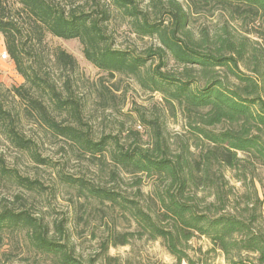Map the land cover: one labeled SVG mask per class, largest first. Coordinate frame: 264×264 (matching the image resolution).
I'll return each instance as SVG.
<instances>
[{
	"label": "trees",
	"instance_id": "trees-1",
	"mask_svg": "<svg viewBox=\"0 0 264 264\" xmlns=\"http://www.w3.org/2000/svg\"><path fill=\"white\" fill-rule=\"evenodd\" d=\"M80 1L13 0L10 5L0 0V36L24 79L23 85L10 89L0 81V127L18 149H33V142L17 129L19 113L7 106L12 96L77 155L102 165L110 160L117 188L82 178L60 179L79 198L118 209L136 231L111 229L88 262L75 256L67 219L55 223L53 234L43 219L6 208L0 212V234L26 232L34 250L55 264H131L108 252L136 237L160 242L176 264H213L219 256L226 264H264V197L257 186L263 187L258 171L264 172V0H185L187 9L177 0H152L145 10L135 0H110L139 38L157 40L158 47L140 54L113 48L108 35L111 8L89 11L77 5ZM215 10L241 21V33L228 24L213 35L193 29L195 14ZM47 35L79 40L85 59L96 68L133 78L144 90L160 94L168 109L182 114L187 139L179 136L171 143L159 120L144 118L153 132L147 146L136 131H131V143L116 136L94 139L83 119L86 103L73 96L70 78L60 90L46 72L41 48ZM54 60L65 70L78 66L61 49L54 52ZM57 116L66 119L58 121ZM123 174L152 180L151 193L141 190L140 177L135 193L128 195L121 189ZM1 175L13 177L26 190L42 188L14 175L0 160ZM195 239H206L209 249L194 248Z\"/></svg>",
	"mask_w": 264,
	"mask_h": 264
},
{
	"label": "rangeland",
	"instance_id": "rangeland-1",
	"mask_svg": "<svg viewBox=\"0 0 264 264\" xmlns=\"http://www.w3.org/2000/svg\"><path fill=\"white\" fill-rule=\"evenodd\" d=\"M7 1L10 5L13 4V0ZM135 1L141 10L148 9L152 3V0ZM156 1L165 4L169 0ZM177 1L187 9L188 2ZM77 5L89 11L111 8L110 0H82ZM111 11L114 12V18L109 25L108 35L114 49L140 54L159 46L155 39L139 38L127 19L122 18L113 8ZM227 24L234 33H241V21H232L220 10L195 14L192 20V27L196 32L206 29L212 35L221 32ZM1 39L3 38L0 36V55L7 53L6 50L3 51ZM57 49L75 58L78 65L76 70H65L56 64L54 52ZM41 50L45 57L46 72L58 83L59 89L64 90V83L70 78L73 96L86 103L83 119L97 141L103 137L116 136L123 143H131V131H136L141 144L149 145L153 135L152 128L144 125L142 118L147 121L159 120L171 143H176L179 136L187 139L185 120L178 110L168 109L160 94L144 90L135 79L120 74L111 75L96 68L85 59L83 45L79 40H64L47 35ZM0 81L8 89L24 84V79L17 73L10 58H0ZM7 99V106L20 115L18 131L32 141L34 146L31 151H21L7 140L0 127V160L14 175L38 182L42 188L38 191L26 190L13 177L1 175L0 212L6 208L27 211L35 218L49 223L53 234L55 223L67 219L71 222L68 228L71 229L75 256L84 262L96 255L101 241L111 229L117 228L119 232L125 233L135 232V224L124 218L118 209L98 200L79 198L76 191L63 184L60 179L61 176L82 178L92 184L117 188V184L111 181L113 167L110 160L107 165H102L95 159L77 155L63 139H56L48 134L37 118L28 116L19 99L12 96ZM57 118L58 121L66 119L60 116ZM36 157L46 163L41 164ZM226 173L231 183L241 190V184L232 179V173ZM258 174L261 175L263 187L259 184L257 186L264 197V172L258 171ZM122 177L121 189L128 195L135 193V182L140 177L141 190L145 194L151 193L152 180L128 174H123ZM29 240L24 231L0 234V264H55L51 258L37 253ZM192 245L194 248L202 247L204 251L210 247L206 239H195ZM108 254L131 264H176L160 242L139 240L137 237L131 239L130 245L111 247ZM213 264L226 263L219 256Z\"/></svg>",
	"mask_w": 264,
	"mask_h": 264
},
{
	"label": "built area",
	"instance_id": "built-area-1",
	"mask_svg": "<svg viewBox=\"0 0 264 264\" xmlns=\"http://www.w3.org/2000/svg\"><path fill=\"white\" fill-rule=\"evenodd\" d=\"M0 58H1L2 60H8V59H9V56L7 55V53H2V54L0 55Z\"/></svg>",
	"mask_w": 264,
	"mask_h": 264
},
{
	"label": "crops",
	"instance_id": "crops-1",
	"mask_svg": "<svg viewBox=\"0 0 264 264\" xmlns=\"http://www.w3.org/2000/svg\"><path fill=\"white\" fill-rule=\"evenodd\" d=\"M2 40V48H3V51H5V45H4V42H3V39Z\"/></svg>",
	"mask_w": 264,
	"mask_h": 264
}]
</instances>
